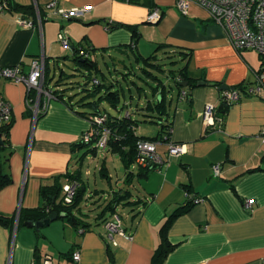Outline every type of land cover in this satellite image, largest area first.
<instances>
[{
  "label": "crops",
  "instance_id": "obj_1",
  "mask_svg": "<svg viewBox=\"0 0 264 264\" xmlns=\"http://www.w3.org/2000/svg\"><path fill=\"white\" fill-rule=\"evenodd\" d=\"M13 1L32 6L33 11L0 10V67L20 64L28 71L32 59L43 51L49 69L52 62L59 65L60 56L72 53L59 41L63 30L72 46L82 42L97 48L96 58L129 50L133 40L142 56L153 49L156 55L162 49L186 52L179 54L189 77L207 83L193 81L196 84L186 99L179 98L180 87L177 100L167 98L170 139L183 144L184 151L171 155L167 165L146 176H139L141 169L132 166V184L136 180L134 185L141 190L133 197L138 204L132 206L131 221L124 222L130 238L117 234V245L110 244L103 223L86 217L92 225L83 232L61 217L39 231L22 222L14 231L0 224V264H42L47 255L57 264H153L161 228L189 203L187 193L205 200L172 219L167 234L175 247L164 264H263L264 92L244 94L229 104L221 129L207 127L203 118L207 103L221 106L222 83L234 87L255 80L262 66L259 53L236 50L223 28L197 3L182 13L177 0ZM52 1H57L56 7L48 6ZM87 5L91 9L84 16L67 19V23L58 11ZM154 7L162 12L156 23L148 20ZM38 11L41 25L26 27L16 21V16L23 15L38 23ZM107 22L119 26L109 30ZM127 25H137V30ZM162 44L166 46L157 50ZM0 92L12 105L10 140L14 147L10 157L13 182L0 190V212L13 214L22 207H39L43 184H53L58 175H63L65 184L71 181L65 173L81 172L72 164L80 148L74 145L82 141L91 121L79 111L90 114L93 109L54 98L48 110L34 118L25 83L0 77ZM158 152L167 157L168 145L160 144ZM217 163L221 164L220 175L213 173ZM248 198L255 200L250 209L245 206ZM75 251L80 253L78 261L72 258Z\"/></svg>",
  "mask_w": 264,
  "mask_h": 264
},
{
  "label": "trees",
  "instance_id": "obj_2",
  "mask_svg": "<svg viewBox=\"0 0 264 264\" xmlns=\"http://www.w3.org/2000/svg\"><path fill=\"white\" fill-rule=\"evenodd\" d=\"M0 5H2L6 10L10 12H16V11H33L32 6H25L18 4L14 2L13 0H1ZM107 24L110 25V27L119 26V23H112L107 22ZM125 25L123 23H120V25ZM132 28L133 31L137 30V25H127ZM131 50L135 53V59L138 62H143L144 66L141 67V70L143 71L141 74V77L146 79L148 82L149 77H152L153 80L156 81L155 85H152L151 88L153 90V94L157 95L160 93V96L158 97L157 101H151L148 100L146 103L144 109L147 110L150 114H155L159 117L166 116L168 113V100L166 95L167 87L165 83L160 79V77L153 73L151 71V67H157L160 70H163L161 67V64L155 63L153 60L157 58L156 53L144 57L136 52V48L133 49L131 47V43L129 44ZM166 45L162 44L160 45L157 50H160L164 48ZM73 53L72 55H65L63 58L65 59H71L74 60L80 67H82L86 73V75L89 77V80L92 81L94 77H98L100 80V84L94 85V90L92 91L94 94L100 93L103 88L104 93L100 95L98 100L94 101H88L86 104H89L93 106V110L90 114H86L85 111H79L81 114H84L85 116L90 117L93 114H101L104 111L108 112L110 117L107 121V126L111 128V136L109 138L108 143V149L114 154H117L121 157L125 168H126V177L125 181L128 185L132 184L135 174L133 173V164L134 167H137L138 169H141L138 173L139 176H146L150 170L155 169V164H149L147 166L137 164V158H138V141L140 139L146 138V139H162L167 140L170 139V127L171 122L166 120L165 123H162V128L160 130V133L156 136H145L137 133L136 126L138 125L137 120H134L131 117L128 116H120L117 114H112L107 110H102L100 108V103L102 100L108 101L113 107L119 108L122 102V92L120 89L114 88V81L109 80V77L103 72L101 69L99 62L94 54V51L97 50V48L93 47L90 48L89 45H85L84 43H79L77 45H73ZM86 49L90 52L88 56L82 55L80 53L81 49ZM103 50H106L103 48ZM182 55L187 54L186 52L180 51ZM48 66V65H47ZM187 65L183 66L179 69L178 74L176 72H172L171 75L175 78L176 84L178 87L182 89L181 82L182 81H188L189 87L195 85L196 83H193V81L198 82L197 79H194L192 77H189L187 73ZM49 67H47L46 75L49 74ZM64 71L61 74V78L63 77ZM98 74H101L102 77H100ZM146 76V77H145ZM60 80V79H59ZM58 80V81H59ZM48 84V80H46ZM212 85H220L218 82H210ZM244 84H240L239 86H243ZM235 87V86H234ZM139 89H143V87L139 86ZM53 95L57 99H61L69 103L71 106H73L72 97L65 95L63 91L64 89L61 88H54L51 89ZM191 90V88H190ZM191 94V91H190ZM28 98H29V111L30 114H33L32 107H31V100L35 98L34 91H28ZM221 106L217 108V115L224 118V115L229 108V103L221 97ZM32 111V112H31ZM13 125V121L9 123H5L0 125V190L11 184L13 182V178L10 171V157L12 156L14 152V147L10 140V132ZM87 144L83 140L79 143H75V147H83ZM96 147H92L91 150L96 152ZM105 168V165L103 166V170ZM81 172L80 171H68L65 173L64 176H68L70 180L72 181H78L80 183L77 193L75 196V199L70 204H63L61 201L62 196V190L64 184L61 181V178L63 175H58L55 177V182L51 185L43 184L41 186V196L43 199V203L36 208H20L18 211H16L13 214H4L0 212V224L8 227L11 229V231L15 230L17 221L26 223L27 221H38L43 220L46 217H48L52 212L57 211L59 212V217L66 219L67 221H71L74 223V225L78 228H84V230H88L91 228V223L86 221L84 219V212L82 209V202L86 199V192L87 187L85 183L82 181L81 178ZM103 174L105 172L103 171ZM107 174V173H106ZM134 193L129 189L125 187H120L118 189H114L110 192L108 196L107 202L104 204L101 212H99L96 215V219L100 223H104L106 219L113 214L114 212H117V207L120 204L128 205L131 204L136 205L138 204V200H135ZM198 197L194 196L193 198ZM190 198L189 203L185 206L177 209L166 221V223L161 228V243L159 247L157 248L154 256H153V264H164L167 256L169 253L174 249L175 245L170 241L168 237V227L172 221V219L180 214L183 211L188 210L192 205L196 204L194 202V199ZM39 231L40 229L37 228Z\"/></svg>",
  "mask_w": 264,
  "mask_h": 264
},
{
  "label": "built area",
  "instance_id": "obj_3",
  "mask_svg": "<svg viewBox=\"0 0 264 264\" xmlns=\"http://www.w3.org/2000/svg\"><path fill=\"white\" fill-rule=\"evenodd\" d=\"M191 3H197L206 8L210 17L218 25H220L226 33L230 44L238 51L255 50L259 53L262 59L261 69L256 73V78L253 82L244 84L242 86L230 87L222 90V97L229 104L238 101L244 94H259L264 92V0H177V7L182 13H187ZM49 7H56L57 1H52ZM5 8L0 5V10ZM91 9V5L82 8H73L71 10L58 9L59 13L66 18H80L84 16ZM39 10V9H38ZM162 16L161 9L154 7L149 13L148 20L156 23ZM16 21L26 27H36L41 25L42 18L38 11V23L32 18H27L23 15L15 17ZM106 28L110 30V25ZM59 41L66 47L71 48L72 44L68 35L61 30L58 35ZM131 47H137V41L131 42ZM92 48V46H90ZM82 55L88 56L90 54L86 49H81ZM47 58L44 51L38 56L34 57L30 63V68L25 71L20 64L0 67V77H6L16 82L25 83L28 91H34L35 98L31 100V107L34 118L48 110L49 104L55 96L51 88L46 83ZM94 85L100 84L98 77L92 79ZM190 96V87L184 86L179 98L186 99ZM217 105L207 103L204 108L203 118L207 127H214L221 129L224 118L217 115ZM131 117V112L127 110L126 115ZM110 115L104 111L101 114L91 115V127L82 136V140L87 143L96 142V148L106 151L108 149L109 138L111 136V128L108 127L107 121ZM13 118V109L11 103L6 99L2 92H0V125L9 123ZM171 131V127L169 128ZM264 135V128L262 129ZM162 143L168 145L167 157L162 156L158 152V146ZM184 151V145L172 141L171 139H140L138 141V158L137 164L149 165L155 164V169H161L169 163L171 155H179ZM214 175L221 174V164L217 163L213 166ZM80 183L78 181H69L64 184L62 190L61 201L63 204H70L74 201L77 189ZM189 198H192L190 193H187ZM194 202L201 203L205 199L203 197L193 198ZM255 200L248 198L245 201L247 208H252ZM105 227V239L113 245H117L116 235H122L130 238L131 234L127 232L124 227L123 217L120 213L114 212L103 223ZM85 231L84 228L80 229ZM75 261L80 259V253L75 251L72 255ZM42 264H57L51 255H47ZM264 264V258H263Z\"/></svg>",
  "mask_w": 264,
  "mask_h": 264
},
{
  "label": "rangeland",
  "instance_id": "obj_4",
  "mask_svg": "<svg viewBox=\"0 0 264 264\" xmlns=\"http://www.w3.org/2000/svg\"><path fill=\"white\" fill-rule=\"evenodd\" d=\"M64 19L67 23L68 20ZM69 49L68 51L73 53V48ZM63 52H66V50ZM136 52L139 53L138 51ZM154 52L153 49L149 53H143V55L149 56ZM65 55L59 57V65H55L54 62L51 63L48 85L51 89H64L67 95L72 97L74 105L78 108L87 107V110H92L93 106L86 104V102L98 100L105 89L103 88L100 93L94 94L92 92L94 84L89 80L84 69L74 60L63 58ZM97 58L103 72L109 77V80L114 81V88L120 89L122 92V102L119 108L113 107L106 100L101 101V107L112 114L120 116H125L127 110H129L132 118L138 122L136 129L139 134L145 136L158 135L162 128V123L166 122V117L150 114L144 109L148 100L154 102L160 96V93L154 95L151 88L152 85L156 84V81L149 77L150 81L148 82L141 77L143 72L141 67L144 66V63L136 61L135 53L130 48L126 51H112V53H108L105 56L99 55ZM153 61L161 64L163 69L150 68L165 83L167 98L174 97V100H177L179 87L171 73L173 71L178 73L179 69L184 66L180 54L171 49H162L157 53V58ZM63 71L64 74L61 78ZM98 75L102 77L101 74ZM139 86L143 87V89H139ZM94 146H96V142L78 148L72 164L73 167L81 170L82 181L87 187L86 199L82 202L83 216L95 222L96 215L101 212L107 202L112 188L118 189L121 186H125L137 197L140 195L141 187H135L137 185L136 180L132 185H128L124 181L126 168L119 155L109 150L103 151L98 148L94 152L91 150ZM104 165L105 168L103 170ZM103 171L105 174H103ZM135 183L136 185H134ZM132 208L131 204H120L117 207V212L122 215L123 222L129 223L131 221Z\"/></svg>",
  "mask_w": 264,
  "mask_h": 264
},
{
  "label": "water",
  "instance_id": "obj_5",
  "mask_svg": "<svg viewBox=\"0 0 264 264\" xmlns=\"http://www.w3.org/2000/svg\"><path fill=\"white\" fill-rule=\"evenodd\" d=\"M206 83H207V81H205V80H199L198 81V84H206ZM181 86H186V87L188 86L189 87V82L188 81H182L181 82ZM220 88L222 90H226V89H229L230 87H229V85H227L224 82V83H222L220 85ZM59 215H60L59 212L54 211L48 217H46L43 220H38L36 222H34V221H27L25 224L28 225V226H36L38 229H41L42 227L51 224V222L54 221V220H56L59 217ZM18 223H19V221H17V225H18Z\"/></svg>",
  "mask_w": 264,
  "mask_h": 264
}]
</instances>
